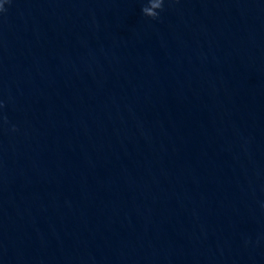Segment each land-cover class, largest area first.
<instances>
[{"label": "water", "instance_id": "water-1", "mask_svg": "<svg viewBox=\"0 0 264 264\" xmlns=\"http://www.w3.org/2000/svg\"><path fill=\"white\" fill-rule=\"evenodd\" d=\"M144 3L0 12V264H264V0Z\"/></svg>", "mask_w": 264, "mask_h": 264}, {"label": "clouds", "instance_id": "clouds-1", "mask_svg": "<svg viewBox=\"0 0 264 264\" xmlns=\"http://www.w3.org/2000/svg\"><path fill=\"white\" fill-rule=\"evenodd\" d=\"M8 2L9 0H0V12L5 11L4 5ZM163 3L164 0H146V3H144L141 8V12L146 17L156 19L159 15V11L163 10ZM2 106L3 105L0 104V107Z\"/></svg>", "mask_w": 264, "mask_h": 264}]
</instances>
